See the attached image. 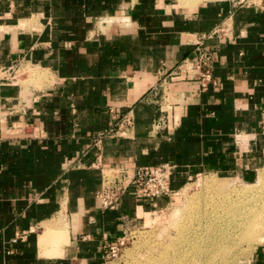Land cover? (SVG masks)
Segmentation results:
<instances>
[{
  "label": "crops",
  "instance_id": "0c3cea01",
  "mask_svg": "<svg viewBox=\"0 0 264 264\" xmlns=\"http://www.w3.org/2000/svg\"><path fill=\"white\" fill-rule=\"evenodd\" d=\"M263 100L264 0H0V264H102L190 178L252 180ZM139 166L170 193L101 208L109 172Z\"/></svg>",
  "mask_w": 264,
  "mask_h": 264
},
{
  "label": "rangeland",
  "instance_id": "374dc122",
  "mask_svg": "<svg viewBox=\"0 0 264 264\" xmlns=\"http://www.w3.org/2000/svg\"><path fill=\"white\" fill-rule=\"evenodd\" d=\"M177 1L194 7L207 0ZM262 174L264 166L249 181L211 174L190 178L148 214L149 224L127 231L114 255L102 264H249L256 248L264 245V180L253 185ZM107 176L111 182L112 173ZM240 190L249 195L235 196ZM197 233L217 246L202 250L190 245L188 238Z\"/></svg>",
  "mask_w": 264,
  "mask_h": 264
},
{
  "label": "built area",
  "instance_id": "2783aa9c",
  "mask_svg": "<svg viewBox=\"0 0 264 264\" xmlns=\"http://www.w3.org/2000/svg\"><path fill=\"white\" fill-rule=\"evenodd\" d=\"M226 1V0H220ZM238 3L244 0H237ZM211 54L199 52L194 58L192 64L199 79V89H205L207 84L212 82L210 74ZM125 122L127 120L125 119ZM258 130L264 134V100L262 101L258 113ZM112 127L97 132L94 136L95 142L98 143L101 138L112 134ZM131 186L136 197H154L169 192L168 189V172L164 166H139L134 168L129 174L122 172L111 182H106L97 193V198L101 208L113 209L118 202L120 194L124 188ZM123 236L118 237L114 242L102 246L101 257L105 260L113 256L118 245L122 244Z\"/></svg>",
  "mask_w": 264,
  "mask_h": 264
},
{
  "label": "bare ground",
  "instance_id": "6f19581e",
  "mask_svg": "<svg viewBox=\"0 0 264 264\" xmlns=\"http://www.w3.org/2000/svg\"><path fill=\"white\" fill-rule=\"evenodd\" d=\"M262 180H264V176H263V174L261 175V176H259L258 178H257V180H256V182L255 183H253V185L254 186H259L260 185V182L262 181ZM227 195H229V194H227ZM239 196V197H243V196H248L249 195V193H248V191H245V190H240V191H237L236 192V194H235V196ZM195 199H196V197H195ZM186 200H187V198H186ZM194 200V197L193 196H191V197H189V199H188V201H190V202H192ZM191 236V235H190ZM191 239H192V241H191ZM188 243L190 244V245H192L191 244V242H193V243H195V245L196 246H198V247H200L202 250H206V248H207V246H212L213 244H211V243H207L206 241H205V238H201L200 236H199V234L197 233V234H195L192 238L191 237H189L188 238ZM185 241V240H184ZM179 245V244H178ZM203 246V247H202ZM215 246H217V244H214L212 247H215ZM163 257V256H162ZM221 258H219V260H220ZM155 260V259H154ZM194 261V260H193ZM221 261V260H220ZM153 264H155V263H153ZM162 264V263H161Z\"/></svg>",
  "mask_w": 264,
  "mask_h": 264
}]
</instances>
